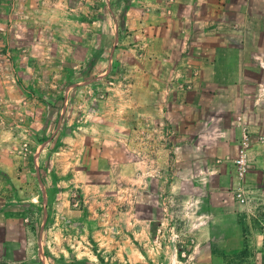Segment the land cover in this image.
Masks as SVG:
<instances>
[{
    "label": "rangeland",
    "instance_id": "obj_1",
    "mask_svg": "<svg viewBox=\"0 0 264 264\" xmlns=\"http://www.w3.org/2000/svg\"><path fill=\"white\" fill-rule=\"evenodd\" d=\"M0 264H264V0H0Z\"/></svg>",
    "mask_w": 264,
    "mask_h": 264
},
{
    "label": "built area",
    "instance_id": "obj_2",
    "mask_svg": "<svg viewBox=\"0 0 264 264\" xmlns=\"http://www.w3.org/2000/svg\"><path fill=\"white\" fill-rule=\"evenodd\" d=\"M249 138L247 135V131L242 129L239 138V151L236 158L233 160V164L235 166V172L238 176H242L246 169V147L248 145ZM238 199L243 201L244 198L240 196V193L237 194Z\"/></svg>",
    "mask_w": 264,
    "mask_h": 264
}]
</instances>
